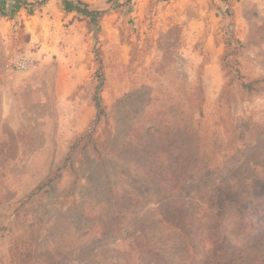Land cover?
Here are the masks:
<instances>
[{
    "label": "rangeland",
    "instance_id": "obj_1",
    "mask_svg": "<svg viewBox=\"0 0 264 264\" xmlns=\"http://www.w3.org/2000/svg\"><path fill=\"white\" fill-rule=\"evenodd\" d=\"M25 1L0 15V264H264V0H81L93 32Z\"/></svg>",
    "mask_w": 264,
    "mask_h": 264
},
{
    "label": "trees",
    "instance_id": "obj_2",
    "mask_svg": "<svg viewBox=\"0 0 264 264\" xmlns=\"http://www.w3.org/2000/svg\"><path fill=\"white\" fill-rule=\"evenodd\" d=\"M26 5L25 0H2L0 1V15L2 17H9L12 18L16 13L20 10H24ZM61 11L67 15H74L78 16L81 21H84L86 24V28L89 32L97 31L98 23L100 18L103 16L102 11L91 10L88 8V5L81 1V0H60ZM98 76V83L94 87V95L91 99L93 104V108L96 112L94 123L92 124V129L96 122L99 120L100 117L103 116V107L101 105V98L99 96L100 86H101V77ZM68 160L66 158L65 162ZM162 217L163 223H169V225L173 226L177 231L184 232L188 225L187 223V216L181 210H173L172 212L164 211L160 213ZM172 227V228H173ZM216 234L213 235L215 237ZM180 237V236H179ZM255 241V240H254ZM254 243H257L256 241ZM175 244V243H174ZM233 248V247H231ZM235 250V249H233ZM233 254V251H226L221 248L213 249V254L216 256H220V254ZM195 255V254H194Z\"/></svg>",
    "mask_w": 264,
    "mask_h": 264
},
{
    "label": "built area",
    "instance_id": "obj_3",
    "mask_svg": "<svg viewBox=\"0 0 264 264\" xmlns=\"http://www.w3.org/2000/svg\"><path fill=\"white\" fill-rule=\"evenodd\" d=\"M17 66L20 68V69H23V68H27V60L24 59V58H20L17 60Z\"/></svg>",
    "mask_w": 264,
    "mask_h": 264
}]
</instances>
